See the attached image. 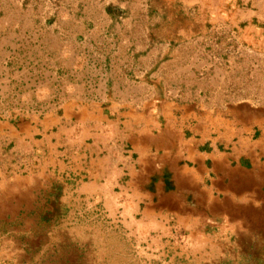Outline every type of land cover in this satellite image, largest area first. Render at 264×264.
<instances>
[{
  "label": "rangeland",
  "instance_id": "1",
  "mask_svg": "<svg viewBox=\"0 0 264 264\" xmlns=\"http://www.w3.org/2000/svg\"><path fill=\"white\" fill-rule=\"evenodd\" d=\"M151 96L264 109V0H0L2 120ZM64 118L24 154L0 144V264H264V187L225 212L150 210L112 173L78 178L85 129Z\"/></svg>",
  "mask_w": 264,
  "mask_h": 264
},
{
  "label": "crops",
  "instance_id": "2",
  "mask_svg": "<svg viewBox=\"0 0 264 264\" xmlns=\"http://www.w3.org/2000/svg\"><path fill=\"white\" fill-rule=\"evenodd\" d=\"M245 101L222 108L151 96L145 104L124 103L110 110L78 98L60 105L62 116L53 123L48 112L54 109L41 112V119L35 114L33 121L31 112L11 122L0 118V144L24 154L31 142L29 131L51 132L63 117L75 119L77 132L85 129V142L73 145L84 146L88 157L86 168L76 166L79 179L107 187L112 173L119 189H133L141 199L150 196V210L157 212L190 211L196 205L225 212L241 202L262 201L256 194L264 187V109ZM3 131L7 138H2ZM44 135L39 146H47ZM113 138L117 155L109 158L107 140ZM51 162L56 167V160Z\"/></svg>",
  "mask_w": 264,
  "mask_h": 264
}]
</instances>
